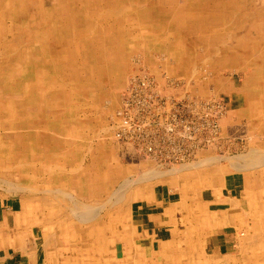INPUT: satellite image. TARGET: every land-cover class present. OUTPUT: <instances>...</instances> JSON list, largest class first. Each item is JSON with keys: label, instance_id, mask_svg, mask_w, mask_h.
Masks as SVG:
<instances>
[{"label": "rangeland", "instance_id": "374dc122", "mask_svg": "<svg viewBox=\"0 0 264 264\" xmlns=\"http://www.w3.org/2000/svg\"><path fill=\"white\" fill-rule=\"evenodd\" d=\"M138 72L163 95L221 101L227 155L165 169L121 151L109 118ZM228 173L248 183L245 221L235 252L211 260L200 242L222 218L197 197ZM156 184L180 194L169 219L193 213L143 261L131 212ZM0 200L52 264H264V0H0Z\"/></svg>", "mask_w": 264, "mask_h": 264}, {"label": "built area", "instance_id": "2783aa9c", "mask_svg": "<svg viewBox=\"0 0 264 264\" xmlns=\"http://www.w3.org/2000/svg\"><path fill=\"white\" fill-rule=\"evenodd\" d=\"M225 111L219 100L163 95L150 75L138 72L121 91L112 123L109 118L111 138L121 151L169 169L195 162L210 149L227 155L234 138L221 133Z\"/></svg>", "mask_w": 264, "mask_h": 264}, {"label": "crops", "instance_id": "0c3cea01", "mask_svg": "<svg viewBox=\"0 0 264 264\" xmlns=\"http://www.w3.org/2000/svg\"><path fill=\"white\" fill-rule=\"evenodd\" d=\"M256 160L257 158L252 159L253 162ZM205 162L204 160L203 163ZM245 165H251V163ZM161 176L158 171L152 170L146 175H141L140 179L145 182L149 179L157 180ZM244 181L245 177L242 174H224L219 186L216 188L203 187L199 191V196L195 195L199 198L201 208V204H205L207 218L212 216L211 213H214L218 219L222 218L220 221L215 219L208 222L210 223L209 227H219L211 228L212 232L210 233L206 231L207 234L200 242L204 254L210 256L211 260L229 257L239 245V236L235 227L243 224L241 221L244 211L247 210L243 190L246 189L248 183L244 186ZM147 189L151 190L150 187ZM150 196L149 200L143 199V202L131 212V217L135 221L134 228L139 234L135 238L139 244H135V246L143 252V261L156 260L153 257L154 254L163 250V246L166 247L169 241L175 242L176 238L172 237L174 235L172 229L175 228L173 221L175 223L177 220L184 219L183 216L186 218L185 221L190 220V216H192L190 213H193L192 211L189 213L187 209L186 211L181 210L175 215L174 220L169 219L166 209L175 208V204L181 198L176 189L171 190L166 184L154 185ZM19 207L20 205L16 207V203H8V200H0V264H52V260L48 259L49 255L44 250L42 235L32 229V237L24 239L22 236L24 232L21 231L23 228L15 226L13 218L15 219L16 214L20 211ZM249 211L248 215L250 216L253 211L251 209ZM194 215H196L195 211ZM228 216H232L233 225H226ZM240 233L244 236L242 232ZM19 236H22L21 240L18 239ZM13 238L14 240L16 238L18 242H13Z\"/></svg>", "mask_w": 264, "mask_h": 264}, {"label": "bare ground", "instance_id": "6f19581e", "mask_svg": "<svg viewBox=\"0 0 264 264\" xmlns=\"http://www.w3.org/2000/svg\"><path fill=\"white\" fill-rule=\"evenodd\" d=\"M6 6V5H5ZM151 77H152V79H153V86L154 87H157V85H159V82L151 75ZM127 83H128V81H127ZM126 83V84H127ZM125 87H126V85H125ZM124 87V88H125ZM124 88H123V90H124ZM122 90V91H123ZM54 92V91H53ZM192 97H194V98H196V96H192ZM119 99H120V96H119ZM204 100H207V102H213V101H215V100H218V99H215V98H210V99H204ZM114 113H115V111L113 112V114L111 115V117H110V119H111V123H112V121L114 120ZM225 115H226V112H225ZM225 117V116H224ZM224 117H222L221 119H220V122H221V120H224ZM115 127V126H114ZM112 130H113V127H112ZM210 151H213L214 152V150L213 149H210ZM202 152H204V151H202ZM201 152V153H202ZM193 163V162H192ZM189 164V163H188ZM182 165H184V164H182ZM181 166V165H180ZM243 166V165H242ZM172 168V167H171ZM161 175V174H160ZM158 176V175H157ZM150 177V176H149ZM145 178V177H144ZM152 180H154V179H152ZM227 222V221H226ZM241 236H243V235H241ZM60 246V245H59Z\"/></svg>", "mask_w": 264, "mask_h": 264}]
</instances>
